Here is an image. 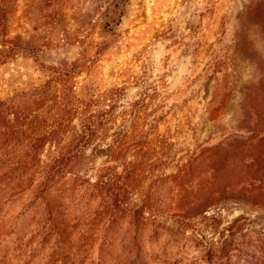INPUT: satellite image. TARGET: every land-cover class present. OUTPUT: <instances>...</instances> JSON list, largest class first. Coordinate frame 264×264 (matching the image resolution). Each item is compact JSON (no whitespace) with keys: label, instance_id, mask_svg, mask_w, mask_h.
Wrapping results in <instances>:
<instances>
[{"label":"rangeland","instance_id":"rangeland-1","mask_svg":"<svg viewBox=\"0 0 264 264\" xmlns=\"http://www.w3.org/2000/svg\"><path fill=\"white\" fill-rule=\"evenodd\" d=\"M73 67L78 96L110 109L96 147L105 153L89 174L133 163V200L160 227L142 234L148 264H205L192 239L212 236L180 229L184 216H259L246 199L264 182V0H0V102L33 95ZM9 133L13 141L0 142L1 197L17 175L18 133ZM6 200L0 228L29 220L17 195ZM13 249L0 244V263L19 264Z\"/></svg>","mask_w":264,"mask_h":264},{"label":"trees","instance_id":"trees-1","mask_svg":"<svg viewBox=\"0 0 264 264\" xmlns=\"http://www.w3.org/2000/svg\"><path fill=\"white\" fill-rule=\"evenodd\" d=\"M77 69L55 71L51 83L35 89V94L0 102V124L7 131L0 133V142L2 138L13 141L9 131L16 129L20 146L17 156L10 159L17 175L9 178L15 184L4 197L7 202L17 195L22 216L31 215L14 230L0 228V244H13L19 264H148L149 256L140 245L142 234L149 231L150 239L160 227L147 223L146 206L133 200L137 186L134 164H125L120 174L115 167H107L94 180L89 174V162L98 151L105 153L96 147L110 109L100 110L101 99L78 96ZM91 149L97 154H88ZM106 152L110 162L117 160L111 145ZM258 184L251 187L248 193L252 194L246 199L258 206L257 218L240 216L226 222L220 210L197 222L180 218V229L212 236L208 242L192 239L197 261L264 264V182ZM4 197L0 196V211ZM223 200L227 199L223 196L218 203ZM162 264L172 263L164 260Z\"/></svg>","mask_w":264,"mask_h":264}]
</instances>
